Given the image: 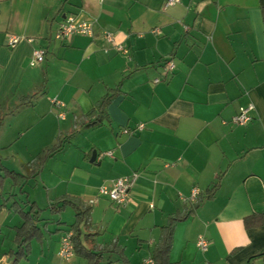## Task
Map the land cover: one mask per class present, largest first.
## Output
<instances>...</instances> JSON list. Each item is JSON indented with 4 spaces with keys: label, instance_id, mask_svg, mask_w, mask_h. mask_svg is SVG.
<instances>
[{
    "label": "crops",
    "instance_id": "0c3cea01",
    "mask_svg": "<svg viewBox=\"0 0 264 264\" xmlns=\"http://www.w3.org/2000/svg\"><path fill=\"white\" fill-rule=\"evenodd\" d=\"M165 1L0 0V114H6L0 150L26 143L14 150L27 157L24 173L7 170L28 177L7 190L8 171L0 169V264H88L77 254L59 256L75 222L72 206L60 214L50 208L63 196L91 208L85 245L118 239L130 264L151 259L170 217L199 200L175 227L171 262L264 264V0H181L166 9ZM69 15L91 22L94 36L56 40ZM103 32L130 53H118ZM11 36L20 38L14 48ZM38 49L45 61L32 67ZM116 89L104 114L88 117ZM37 92L32 106L9 114ZM55 98L65 107H56ZM248 106L252 120L234 124ZM61 139L63 150L31 177L29 164ZM133 173L138 178L126 207L99 195L102 186ZM194 188L198 199L185 202ZM16 202L25 212L28 202L41 210L42 235L18 259L24 220L11 210ZM247 218L257 225L247 228ZM201 236L209 242L206 252L197 247ZM104 261L120 264L113 254Z\"/></svg>",
    "mask_w": 264,
    "mask_h": 264
},
{
    "label": "trees",
    "instance_id": "16d2710c",
    "mask_svg": "<svg viewBox=\"0 0 264 264\" xmlns=\"http://www.w3.org/2000/svg\"><path fill=\"white\" fill-rule=\"evenodd\" d=\"M120 92L119 89H116L111 94L105 96L97 105L96 109L88 115L92 117L100 112V115L104 114V109L111 100ZM39 93L32 94L21 100V102L15 106L13 110L10 111V115H15L23 107L32 106L34 100L36 99ZM6 114H0V130L3 126L4 118ZM101 122V117L91 121L87 125L91 126L93 124H98ZM66 139H61L56 145L46 148L42 153L35 158L30 164L29 168L32 170L31 177H35L45 166L47 161L61 152L65 146ZM6 176H10L14 179L16 185H22L27 181L28 177H24L19 173L8 171ZM221 176L219 181L209 190L208 198H212L214 194L218 191L220 187ZM202 203V200H199L197 203L185 209L184 214L171 216L167 226L162 229V239L161 242L156 247L152 260L154 264H176L171 262L170 254L173 246L174 232L176 225L186 219L191 213L195 212ZM30 205V210L25 212L20 205L16 202L11 206V210L16 213H20L24 220V223L21 228L17 229L16 241L18 243V250L14 252L15 257L18 259L20 257H27L30 253V243L34 238H41V230L37 226V222L41 216V210L38 209L35 203L28 202ZM67 206H72L75 210V222L71 226L69 232L72 233V242L74 245L75 255H80L87 259L88 264H113V262H105V254H113L118 256L120 264H130L129 259L124 253V249L120 247L118 239H116L112 244L107 246H102L100 248H88L82 238L83 227H86L90 224V212L91 208L84 205L81 202H77L73 199H70L67 196H63L57 199L54 203L50 205V208L53 212L60 214L65 210ZM247 228L257 225L253 222L252 218H247L245 220Z\"/></svg>",
    "mask_w": 264,
    "mask_h": 264
},
{
    "label": "built area",
    "instance_id": "2783aa9c",
    "mask_svg": "<svg viewBox=\"0 0 264 264\" xmlns=\"http://www.w3.org/2000/svg\"><path fill=\"white\" fill-rule=\"evenodd\" d=\"M181 0H166L164 8L173 7L176 4L180 3ZM74 35H82L93 37L94 36V29L93 24L91 22H87L84 20L78 19L74 15L66 16L63 22L59 25V28L55 34V39L59 41H63L69 37ZM104 39L111 45L118 53L128 55L129 49L124 46L123 44H117L115 42L114 35L110 32H103ZM20 42V38L11 36L8 41V46L10 48L16 47ZM45 61V51L38 49L33 52L31 57L30 65L32 67L41 65ZM165 68L168 72H172L175 70V64L172 60L165 61ZM159 83L160 80L157 79L155 81ZM52 103L59 108H64L65 104L58 100L57 98L52 100ZM252 106L248 107H241L239 113L232 119V122L236 125H247L251 120L252 117L250 115V111L252 110ZM60 119H65V112L59 113ZM144 128L143 125H139L138 129L142 130ZM123 133L126 135H130L133 131L129 129L123 130ZM103 156H112V152H106ZM138 178L137 173H133L129 176L118 178L113 181L111 185L102 186L99 189V195L105 198H108L113 203L117 204L118 206L126 207L129 203V198L131 194L132 187L134 186L136 180ZM200 195V190L198 188H194L189 197L186 198L184 201L187 203L195 202ZM92 201L91 203H94ZM72 233L68 232L64 235L61 241V247L59 250V256L62 259H69L75 255L74 245L72 242ZM197 247L202 251L206 252L209 248V242L203 236L199 237L197 240ZM1 263V261H0ZM144 264H154V261L151 259H147L144 261Z\"/></svg>",
    "mask_w": 264,
    "mask_h": 264
},
{
    "label": "rangeland",
    "instance_id": "374dc122",
    "mask_svg": "<svg viewBox=\"0 0 264 264\" xmlns=\"http://www.w3.org/2000/svg\"><path fill=\"white\" fill-rule=\"evenodd\" d=\"M24 141V140H22ZM7 148L1 149L0 150V169L2 171L3 174H5L8 170L7 168L10 169H16L19 172H23L24 173V168L23 167V163L27 162L25 158L27 157H19L14 153V150H17L18 148H23L24 146H26V143H20L18 145H7ZM5 177L7 178V176L5 175ZM8 181L6 183V189L8 190L9 188H12V184L15 185L14 179H12V177L8 176V178L5 180ZM32 181V180H31ZM31 184V182H30ZM30 184H28V188L30 187ZM5 185V182H4ZM18 187V186H16ZM39 190V189H38ZM24 196V195H23ZM25 198V196H24ZM67 218V216H65Z\"/></svg>",
    "mask_w": 264,
    "mask_h": 264
},
{
    "label": "water",
    "instance_id": "95a60500",
    "mask_svg": "<svg viewBox=\"0 0 264 264\" xmlns=\"http://www.w3.org/2000/svg\"><path fill=\"white\" fill-rule=\"evenodd\" d=\"M96 155H97V153H96V152H94V154H93V158H92V161H93V160H95V158H96Z\"/></svg>",
    "mask_w": 264,
    "mask_h": 264
}]
</instances>
